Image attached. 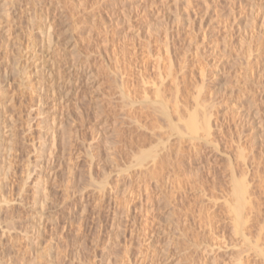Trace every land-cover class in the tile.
Returning a JSON list of instances; mask_svg holds the SVG:
<instances>
[{"label":"rangeland","instance_id":"rangeland-1","mask_svg":"<svg viewBox=\"0 0 264 264\" xmlns=\"http://www.w3.org/2000/svg\"><path fill=\"white\" fill-rule=\"evenodd\" d=\"M1 1L0 264H264V0Z\"/></svg>","mask_w":264,"mask_h":264},{"label":"bare ground","instance_id":"bare-ground-1","mask_svg":"<svg viewBox=\"0 0 264 264\" xmlns=\"http://www.w3.org/2000/svg\"><path fill=\"white\" fill-rule=\"evenodd\" d=\"M10 1V0H9ZM1 2H4L3 3V5H5L4 7H6L7 6V2H8V0L6 1V0H2ZM10 3V2H9ZM3 6H0V13H2L3 15H4V13H3ZM6 11V10H5ZM8 12V11H7ZM8 15H10V14H8ZM7 15V16H8ZM0 18H1V15H0ZM48 19V18H47ZM33 23V22H32ZM49 28H51V26L49 27ZM44 33V32H43ZM46 34V40L48 39V42H49V44L52 42V38H51V30L49 29L48 31L46 30V32H45ZM42 36V35H41ZM45 44V43H44ZM52 44V43H51ZM34 59V58H33ZM170 67V66H169ZM37 71V70H36ZM44 71V70H43ZM59 79V78H58ZM74 83V82H73ZM78 83L76 82L74 85H77ZM72 85V84H71ZM63 87V86H62ZM64 89V88H63ZM69 90V89H68ZM60 91V90H59ZM70 92V91H69ZM68 92V93H69ZM159 94V93H158ZM66 96V95H65ZM65 96H63V97H65ZM67 96H68V94H67ZM62 98V97H61ZM63 99V98H62ZM177 104V103H176ZM164 105V104H163ZM163 105H161L162 107L160 108V110H163L164 108H163ZM171 105V104H170ZM158 105L156 104V106L155 107H157ZM177 108H179V105L177 104ZM160 107V106H159ZM172 107V106H171ZM169 108V107H168ZM173 108V107H172ZM171 108V109H172ZM202 108H204V107H202ZM175 109V108H174ZM173 109V110H174ZM180 110V109H179ZM178 110V111H179ZM164 111H166V109L164 110ZM175 111V110H174ZM195 110H193V112H194ZM201 112V111H200ZM204 112V111H203ZM203 112H201V114H200V116L201 115H203V116H201V119H200V117H199V114H198V112H194V113H191L190 114V116L186 119V121H185V119H184V121H185V123H184V125H185V128L182 126V128H184V130H181L180 128L178 129L179 130V133L180 134H182V135H189L190 136V138H192V139H194V138H196L195 136H198L199 134V131H204V134H208L209 135V133H210V118H211V116L210 115H207V114H209V112L207 113L206 111L203 113ZM163 113V112H162ZM180 113V112H179ZM207 113V114H206ZM166 115V114H165ZM159 116V115H158ZM180 117L181 116H184V115H179ZM164 117H168V116H164ZM182 118L183 117H181L180 119L182 120ZM164 120V119H163ZM183 121V120H182ZM63 125V124H62ZM168 127V126H167ZM170 127V126H169ZM180 127V126H179ZM212 127V126H211ZM53 130V129H52ZM58 131V130H57ZM61 131V130H60ZM64 132H65V130H64ZM52 141L50 142V140H49V144H46V142H44V143H41L38 147H36L35 145H33V147L35 146V148L36 149H40L42 152H44L45 151V153L46 152H48V154H46V155H44V153L42 154V156H40L39 158V161H38V164H45V163H49L50 161H52L53 159H55V155H54V151L59 147V141H61V139H62V142H63V140L65 141V138H63V137H65L66 135H63L62 136V138L58 141L57 139H56V133H55V131H52ZM203 133V132H202ZM201 135V134H200ZM207 135V136H208ZM201 137H203V135L201 136ZM204 137H206V136H204ZM209 137V136H208ZM68 138V137H67ZM56 139V140H55ZM160 139V138H159ZM159 141V140H158ZM165 140L162 138V139H160V144H162L163 145V148H165L164 146H166V145H164V142ZM164 142V143H163ZM66 143V142H65ZM160 144H158V146L160 145ZM162 145H161V148H162ZM158 146L156 145V148L158 149ZM153 147V146H152ZM147 149V148H146ZM153 149V150H150L149 149V151L147 152V151H145L144 152V150H143V152L141 151V155L140 156H136L137 158H136V164H133V165H137L138 167H140L141 169H142V172L144 173V174H146V173H148V175L150 176V177H154V179H156V177H157V175H156V173L158 172V168H160V167H163L164 168V166H162L166 161H164V158L162 159L161 157V159H162V161L160 160V159H158L159 158V155H158V150L160 149ZM161 150V149H160ZM57 151V150H56ZM167 151V150H166ZM160 154V153H159ZM9 155V154H8ZM11 155V154H10ZM168 155V154H167ZM11 157H12V155H11ZM58 157V156H57ZM169 157H171V156H169ZM150 159H152V160H150ZM157 159H158V161H157ZM38 160V159H37ZM36 160V161H37ZM148 160H149V162L150 161H152L153 163H152V167L150 166H147V168L145 169V171H143L144 170V168L146 167V162H148ZM160 160V161H159ZM168 160H169V158H168ZM167 160V161H168ZM45 161V162H44ZM47 161V162H46ZM56 161V160H55ZM53 162H54V160H53ZM37 165V164H36ZM147 165H149V163H147ZM165 165H167V163H165ZM169 165V164H168ZM42 166V165H41ZM160 171V170H159ZM163 172V171H162ZM162 174V173H161ZM158 175L160 176V174L158 173ZM145 176V175H144ZM177 176V175H176ZM40 177V176H39ZM161 177V176H160ZM129 178V177H128ZM147 178V177H146ZM152 178H150V179H152ZM162 178H164V177H162ZM233 179V181L231 182V183H233L232 185H233V191L231 192L232 193V197H229V199L228 200H230V201H228V200H226V202H225V204L227 203V214H228V211L229 210H231V214H232V217H231V215H230V213H229V215H230V218L232 219L231 220V222H232V225H231V227H233L232 229H233V232H234V236L235 237H237L236 239H238V242H235V244H233V246L234 247H238L239 246V244L238 243H240V239L243 241H241L242 243H244L243 245H242V247H241V245L239 246L240 248H238V250H237V252H235V253H238V254H241L242 255V253L243 252H246V250H248V248H246V247H249L250 245H252L253 246V248H255L256 250H258V251H260V253H261V255H263L264 256V251H263V248L261 249V247H263V246H261L258 242H252V241H250L247 237V235L245 234L246 233V231L247 230H245L246 228H245V225H246V223H247V220H248V218H251L248 214H250L251 212H248L249 210H248V208H247V206H248V204L250 203L249 201V199H251V198H249L251 195H250V193H249V190H248V184H246V181H245V177H235L234 175H233V177H232ZM142 179V178H141ZM158 179V178H157ZM161 179V178H160ZM130 180V179H129ZM144 180V179H143ZM148 180V179H147ZM38 181H39V179H38ZM140 181V180H139ZM160 181V180H159ZM37 182V181H36ZM42 182V181H41ZM46 182H47V180H43V184H40V182H39V184H37L38 186H40V188H41V185L42 186H44L43 188H46ZM35 184V183H34ZM157 185V184H156ZM35 186H36V184H35ZM161 187V186H160ZM39 189V188H38ZM37 189V190H38ZM46 190V189H45ZM44 190V191H45ZM150 190V189H149ZM41 191H42V189H41ZM106 191V190H105ZM160 191V190H159ZM43 192V191H42ZM45 193V192H44ZM250 195V196H249ZM47 199V198H46ZM44 205V204H43ZM224 205V204H223ZM229 208V209H228ZM246 208H247V210H246ZM77 210V209H76ZM84 210H85V208H84ZM83 210V211H84ZM79 211V210H78ZM4 211H2V213H3ZM40 212V211H39ZM58 212V211H57ZM85 213V212H84ZM246 213H248V214H246ZM49 214V213H48ZM58 216V215H57ZM50 217V216H49ZM44 218V217H43ZM78 218H81V217H78ZM77 218V219H78ZM229 218V219H230ZM52 219V218H51ZM228 219V220H229ZM54 220V219H53ZM41 221L42 222H44L42 219H41ZM56 221V220H55ZM54 221V222H55ZM41 222V223H42ZM78 222V221H77ZM231 222H229V223H231ZM57 223H58V220H57ZM41 225V224H40ZM209 225V224H208ZM66 226V225H65ZM43 228V227H42ZM217 228H219V227H216V229ZM44 229H46V225L44 226ZM63 229H65V228H63ZM176 229H178V228H176ZM179 231V230H178ZM181 231V230H180ZM245 231V232H244ZM182 235H183V233H181ZM179 236V235H178ZM247 236V237H246ZM240 238V239H239ZM235 239V240H236ZM182 240V239H181ZM237 241V240H236ZM179 242V241H178ZM246 242H252V244H248L249 246H246L247 244H246ZM171 243V242H170ZM180 243V242H179ZM178 243V244H179ZM241 243V244H242ZM246 244V245H245ZM36 245V244H35ZM169 246V245H168ZM167 246V247H168ZM197 246H198V244H197ZM246 246V247H245ZM243 247L244 248H246V249H243ZM252 248V249H253ZM237 248H235V250H236ZM170 250V249H169ZM245 250V251H244ZM250 251V250H249ZM166 253V252H165ZM244 254V253H243ZM241 255H239V256H241ZM234 257V256H233ZM237 258H238V256H237ZM264 258V257H263ZM240 259V258H239ZM238 259V260H239ZM241 261H242V263H241ZM244 263H245V261H244ZM236 264H243V260L242 259H240V262L238 261H236Z\"/></svg>","mask_w":264,"mask_h":264}]
</instances>
